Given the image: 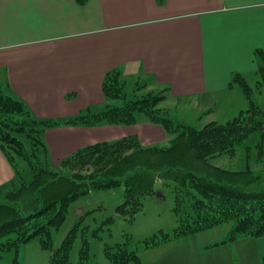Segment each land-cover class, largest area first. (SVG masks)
<instances>
[{"label":"crops","instance_id":"obj_1","mask_svg":"<svg viewBox=\"0 0 264 264\" xmlns=\"http://www.w3.org/2000/svg\"><path fill=\"white\" fill-rule=\"evenodd\" d=\"M257 51L264 57V0H0V83L33 117L60 123L45 133L51 166L121 136L66 124L103 111L108 72L121 71L127 86L147 77L179 104L216 106L241 87L234 75L258 83ZM146 124L158 132L146 144L168 142L162 126ZM13 178L0 150V187ZM218 243L207 264H261L262 252L258 262L238 241Z\"/></svg>","mask_w":264,"mask_h":264},{"label":"trees","instance_id":"obj_2","mask_svg":"<svg viewBox=\"0 0 264 264\" xmlns=\"http://www.w3.org/2000/svg\"><path fill=\"white\" fill-rule=\"evenodd\" d=\"M259 68L264 85V57ZM239 84L250 106L227 123L211 121L203 126L174 122L161 107L162 96L129 100L127 81L119 70L107 73L103 93L107 104L102 112L86 113L69 125L96 127L102 122L133 124L136 114L162 126L165 145L143 146L139 139L126 138L87 146L66 158L59 168L50 164L46 130L58 122L38 120L19 99L7 95L0 83V150L14 171V178L0 187V241L2 249L43 238L51 248L52 228L63 223L70 205L97 190L123 188L124 212H136L142 199L161 182L173 190L178 210L195 228L205 230L233 224L229 238L264 239V109L253 101V88L240 75ZM168 93L169 90L165 89ZM228 158L233 168L216 166L213 160ZM13 239V240H12ZM72 238L53 253L50 264H70ZM116 263L128 264L139 257L121 251ZM264 264V251L261 256Z\"/></svg>","mask_w":264,"mask_h":264},{"label":"rangeland","instance_id":"obj_3","mask_svg":"<svg viewBox=\"0 0 264 264\" xmlns=\"http://www.w3.org/2000/svg\"><path fill=\"white\" fill-rule=\"evenodd\" d=\"M260 80L261 78L258 82ZM255 82L252 78L248 82L254 90L253 101L264 109V85ZM136 86L128 84L126 94L129 100H135L137 95L146 98L162 96L161 107L168 112L169 117L174 122L190 126H203L211 121L227 123L250 106V101L240 92L242 88L238 85L227 96L216 99V106L206 100L179 104L165 88L157 86L147 77L139 79ZM209 108L213 110L210 111ZM146 122L147 117L139 112L133 124L102 122L98 128L101 129L99 135L121 136L98 143L116 142L131 137L139 139L140 134L139 141L141 144L143 142V146L165 145L167 142L146 144L156 140L155 135L158 133L148 130L153 129V126H148ZM64 160L55 161L53 167L59 168ZM213 163L222 168H233L226 157H218ZM124 203L123 188L97 190L81 197L70 205L60 227L52 228L50 237L44 238L49 239L51 248L44 246L41 237L10 249H2L0 246V264H50L53 253L67 238H72L70 264H121L116 263L114 257L121 258L120 253L125 250L128 254L135 253L141 264H207L210 263V246L217 242L222 244L233 229V224H222L205 230L196 229L195 220L187 221L186 216L178 210L173 190L161 182L156 183L153 193L142 199L139 211L132 213L120 210L119 207ZM251 240L255 244H247L249 242L246 241ZM235 241L241 244L240 249L251 250L255 254L251 259L256 257L259 262L260 253L264 251L263 238H240ZM5 242L6 240L0 241V245ZM233 247L234 245L216 251H231ZM128 264L137 263L131 258Z\"/></svg>","mask_w":264,"mask_h":264}]
</instances>
